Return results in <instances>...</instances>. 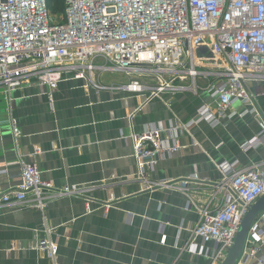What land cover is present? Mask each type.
<instances>
[{
  "label": "built area",
  "instance_id": "1",
  "mask_svg": "<svg viewBox=\"0 0 264 264\" xmlns=\"http://www.w3.org/2000/svg\"><path fill=\"white\" fill-rule=\"evenodd\" d=\"M50 12L47 0H0V87L8 101L13 91L28 86L52 98L45 88L56 90L68 74L89 81L97 92L206 93L187 121L122 134L134 148L136 177L147 186L155 165L181 150L183 132L199 149L193 128L203 122L226 126L238 103L244 107L240 115L262 118L251 84L264 83V0H65L61 21ZM95 72L123 73L128 81L107 86ZM12 125L18 145L21 131L13 120ZM241 149L264 151V124ZM16 163L20 181L0 190V208L26 205L44 213L57 198L81 195L77 187L45 180L37 165L21 156ZM216 166L221 177L202 181L209 189L202 205L191 193L195 176L165 181L186 195V211L199 215L184 251L208 264L223 263L243 219L264 196V161L241 165L226 160ZM29 248L57 264L59 240L52 228L45 226ZM237 264H264V211L253 221Z\"/></svg>",
  "mask_w": 264,
  "mask_h": 264
},
{
  "label": "crops",
  "instance_id": "2",
  "mask_svg": "<svg viewBox=\"0 0 264 264\" xmlns=\"http://www.w3.org/2000/svg\"><path fill=\"white\" fill-rule=\"evenodd\" d=\"M105 74L94 76L107 86L128 81L123 73H112L120 76L117 80L103 81ZM251 88L262 118L240 115L244 107L238 103L226 126L203 122L193 128L199 149L183 132L181 150L155 165L147 186L136 177L134 148L122 134L141 133L149 124L189 120L202 105L204 91L157 97L117 89L97 92L89 81L71 74L56 90L45 88L52 98L28 86L13 91L8 101L0 87V169L7 170L0 173V190L20 181L16 162L21 156L56 187H77L81 194L53 200L44 213L26 205L0 208V264H53L43 252L29 248L37 235H44L45 226L59 240L57 264H208V259L184 251L199 215L186 211V195L168 183L195 176L198 182L191 193L202 205L209 190L202 181L221 177L218 163L264 161L262 149H241L264 124V83ZM12 120L21 131L18 145ZM87 201L92 202L90 210Z\"/></svg>",
  "mask_w": 264,
  "mask_h": 264
},
{
  "label": "water",
  "instance_id": "3",
  "mask_svg": "<svg viewBox=\"0 0 264 264\" xmlns=\"http://www.w3.org/2000/svg\"><path fill=\"white\" fill-rule=\"evenodd\" d=\"M262 211H264V196L257 203L251 206L250 210L242 221L234 244L222 264H237L243 253L251 225L256 216Z\"/></svg>",
  "mask_w": 264,
  "mask_h": 264
},
{
  "label": "trees",
  "instance_id": "4",
  "mask_svg": "<svg viewBox=\"0 0 264 264\" xmlns=\"http://www.w3.org/2000/svg\"><path fill=\"white\" fill-rule=\"evenodd\" d=\"M51 12L62 13L65 8V0H47Z\"/></svg>",
  "mask_w": 264,
  "mask_h": 264
},
{
  "label": "rangeland",
  "instance_id": "5",
  "mask_svg": "<svg viewBox=\"0 0 264 264\" xmlns=\"http://www.w3.org/2000/svg\"><path fill=\"white\" fill-rule=\"evenodd\" d=\"M50 14H51V17H53V18H57V19H59L60 20V14L61 13H54V12H50ZM61 21V20H60ZM111 74V75H110ZM120 78V76L119 75H116V74H112V73H108V74H105V75H103L102 76V80L103 81H109V79H115V80H117V79H119ZM200 81V80H199Z\"/></svg>",
  "mask_w": 264,
  "mask_h": 264
}]
</instances>
